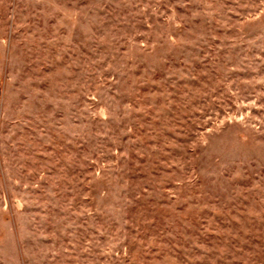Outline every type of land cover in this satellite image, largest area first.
Returning <instances> with one entry per match:
<instances>
[{
  "label": "rangeland",
  "instance_id": "374dc122",
  "mask_svg": "<svg viewBox=\"0 0 264 264\" xmlns=\"http://www.w3.org/2000/svg\"><path fill=\"white\" fill-rule=\"evenodd\" d=\"M0 264H264V0H0Z\"/></svg>",
  "mask_w": 264,
  "mask_h": 264
}]
</instances>
